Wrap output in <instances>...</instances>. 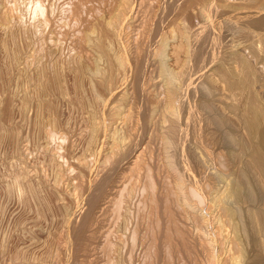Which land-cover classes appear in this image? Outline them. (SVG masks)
<instances>
[{"label": "rangeland", "instance_id": "rangeland-1", "mask_svg": "<svg viewBox=\"0 0 264 264\" xmlns=\"http://www.w3.org/2000/svg\"><path fill=\"white\" fill-rule=\"evenodd\" d=\"M255 149L264 0H0V264H264Z\"/></svg>", "mask_w": 264, "mask_h": 264}, {"label": "bare ground", "instance_id": "bare-ground-1", "mask_svg": "<svg viewBox=\"0 0 264 264\" xmlns=\"http://www.w3.org/2000/svg\"><path fill=\"white\" fill-rule=\"evenodd\" d=\"M249 18V17H248ZM255 22V21H254ZM257 25V24H256ZM231 75H226V77H227V80L229 81V83L232 85L233 84V86L235 85L234 84V79H232L231 77H230ZM253 112V111H252ZM255 113V112H254ZM252 114V113H251ZM250 116V115H249ZM258 115L255 113L254 115H252V117L251 118H249L248 119V121L246 120V122H247V128L248 129H250V130H253V129H255V127H258L257 126V124L259 123L258 122ZM248 118V117H247ZM246 119V118H245ZM257 150V151H256ZM259 150L258 149H255V152L253 153V156H254V164L256 165V163H257V165L259 166V167H261L262 169L261 170H263L264 171V157L262 156V154L261 153H259L258 152ZM256 162V163H255ZM258 168V167H257ZM262 172V171H261ZM263 174H264V172H262ZM262 219V218H261ZM264 220V219H263ZM261 227V226H260ZM263 227H264V221H263Z\"/></svg>", "mask_w": 264, "mask_h": 264}]
</instances>
